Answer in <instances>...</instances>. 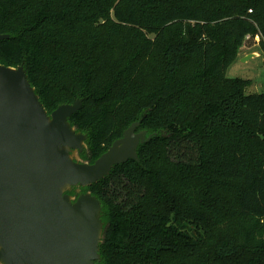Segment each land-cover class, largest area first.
<instances>
[{"label":"trees","instance_id":"16d2710c","mask_svg":"<svg viewBox=\"0 0 264 264\" xmlns=\"http://www.w3.org/2000/svg\"><path fill=\"white\" fill-rule=\"evenodd\" d=\"M0 34L49 114L83 100L76 160L152 135L66 190L101 202L95 264H264V92L227 75L257 36L264 61V0H0Z\"/></svg>","mask_w":264,"mask_h":264},{"label":"water","instance_id":"95a60500","mask_svg":"<svg viewBox=\"0 0 264 264\" xmlns=\"http://www.w3.org/2000/svg\"><path fill=\"white\" fill-rule=\"evenodd\" d=\"M0 34V40L8 38ZM245 56L246 60L250 56ZM83 100L47 112L23 66L0 64V263L95 264L103 232L102 205L91 192L75 200L116 164L137 159L152 135L133 122L94 163L76 160L87 135L69 122Z\"/></svg>","mask_w":264,"mask_h":264},{"label":"rangeland","instance_id":"374dc122","mask_svg":"<svg viewBox=\"0 0 264 264\" xmlns=\"http://www.w3.org/2000/svg\"><path fill=\"white\" fill-rule=\"evenodd\" d=\"M259 39L247 41L240 49L237 59L227 69L229 77H239L249 79L252 81L251 85L247 87V93H262L264 92V61L262 55L256 54L260 52L258 46ZM255 54L243 60L245 55ZM138 127L136 132H139ZM147 136V134H146ZM73 155H77V151H71Z\"/></svg>","mask_w":264,"mask_h":264},{"label":"crops","instance_id":"0c3cea01","mask_svg":"<svg viewBox=\"0 0 264 264\" xmlns=\"http://www.w3.org/2000/svg\"><path fill=\"white\" fill-rule=\"evenodd\" d=\"M256 54L260 55L261 54V51L260 52H257ZM250 54L248 55H245V56H249ZM255 55V54H254ZM262 55V54H261ZM245 56H242V57H245Z\"/></svg>","mask_w":264,"mask_h":264},{"label":"built area","instance_id":"2783aa9c","mask_svg":"<svg viewBox=\"0 0 264 264\" xmlns=\"http://www.w3.org/2000/svg\"><path fill=\"white\" fill-rule=\"evenodd\" d=\"M247 39H251V36L248 35V36H247ZM256 39H259V36H257Z\"/></svg>","mask_w":264,"mask_h":264}]
</instances>
